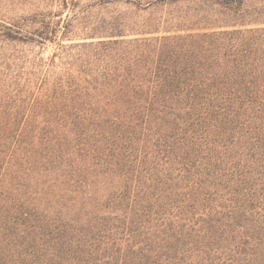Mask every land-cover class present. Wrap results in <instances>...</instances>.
Wrapping results in <instances>:
<instances>
[{"label":"trees","instance_id":"1","mask_svg":"<svg viewBox=\"0 0 264 264\" xmlns=\"http://www.w3.org/2000/svg\"><path fill=\"white\" fill-rule=\"evenodd\" d=\"M249 1L132 0L197 14L70 45L51 14L0 23V264H264Z\"/></svg>","mask_w":264,"mask_h":264},{"label":"rangeland","instance_id":"2","mask_svg":"<svg viewBox=\"0 0 264 264\" xmlns=\"http://www.w3.org/2000/svg\"><path fill=\"white\" fill-rule=\"evenodd\" d=\"M111 1V3H106L107 0H0V23L23 24L29 14H51L54 22H58L62 27L69 25L67 29L61 28L59 36L61 37L65 33L64 44L70 45L99 40L97 38L87 39L91 35L107 39L111 34H114L115 30L126 32L125 34L129 35L127 38L130 39L135 37V33L131 30L145 22L155 24L159 20L177 19L197 14L196 6L193 3L181 4L177 8L161 4L144 10L143 5L142 8H135L129 4L131 3L129 1L132 0ZM135 1L144 3L147 0ZM248 5L250 11L261 10L264 9V0L249 1ZM204 13H207L206 15L210 18L208 20H214L216 9L207 7ZM199 18H202V15ZM200 26L207 25L201 23ZM167 28L174 30L171 29L170 23ZM57 43L59 42L47 43L42 47L45 50L43 53L45 59L53 57L54 46ZM4 44L0 40V48ZM38 50L39 47L36 46L34 51L38 52Z\"/></svg>","mask_w":264,"mask_h":264}]
</instances>
